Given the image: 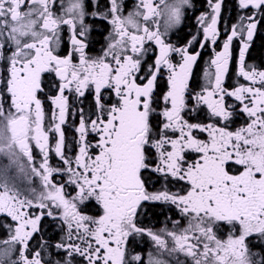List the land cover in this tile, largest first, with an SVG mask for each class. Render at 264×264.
I'll return each mask as SVG.
<instances>
[{
  "label": "snow or ice",
  "instance_id": "6c2138e0",
  "mask_svg": "<svg viewBox=\"0 0 264 264\" xmlns=\"http://www.w3.org/2000/svg\"><path fill=\"white\" fill-rule=\"evenodd\" d=\"M209 5L211 16L198 20L204 42L192 36L177 47L165 37L190 0H139L128 12L124 0H0V214L14 223L5 225L0 264H168L163 252L191 264H264V70L245 66L264 0H238L250 14L214 51V71H205L207 86L196 91L201 53L190 49L220 36L221 0ZM98 25L107 36L92 56ZM237 37L238 75L248 84L229 89ZM202 109L203 120L185 118ZM69 115L75 151L62 127ZM241 116L245 123L232 130ZM21 177L38 178L40 193L23 196ZM93 204L96 215L85 211ZM145 204L174 206L189 218L183 231H166L171 248L139 223ZM44 217L59 221L58 239L42 232ZM144 235L160 255L129 253L130 239ZM250 237L259 238L258 248L246 244Z\"/></svg>",
  "mask_w": 264,
  "mask_h": 264
},
{
  "label": "flooded vegetation",
  "instance_id": "af4514ba",
  "mask_svg": "<svg viewBox=\"0 0 264 264\" xmlns=\"http://www.w3.org/2000/svg\"><path fill=\"white\" fill-rule=\"evenodd\" d=\"M139 2V0H124L126 5V12L134 10L135 5ZM158 2V0H157ZM169 3L172 0H168ZM216 0H212V3H215ZM163 9V5H161ZM255 11V10H251ZM184 18L182 23L173 29H169L166 34V41L172 43L177 47H182L187 44V42L191 39L192 36H196L197 39L203 43V30L202 26L198 23L199 18L202 15L210 17L212 14V9L209 5V0H190V6H186L184 10ZM250 14V10H242L238 6V0H221V12L220 19L218 23V29L220 32V36L215 45L210 42L206 44V46L201 49L198 45H194L190 51H199L201 53L200 59L197 61V66L195 70L194 76V85L196 86V91H200L201 87L207 86V78L205 77V71L213 72L214 68L209 67V61L214 56V51H222L223 43L227 38V35L230 34L231 27L233 25H239L241 23L240 17L247 16ZM260 18V17H258ZM159 26L161 32H164L165 29V17H158ZM210 22V20L208 21ZM246 24L247 21L245 20ZM153 27L155 25H152ZM99 31L93 33L92 44L89 48V55L96 56L100 54V49L105 45V37L107 36L106 28L107 26H99ZM246 38V35H245ZM240 38L237 37L232 41L231 45V58L229 63V71L225 77L224 86L232 89L239 85H247L248 82L244 80L243 77L238 75L239 71V51L241 48ZM174 61H179V56H173ZM245 66L247 70L256 69V70H264V22L258 24L256 31L253 34L252 40L249 42V47L245 53ZM49 77L46 76L47 80ZM214 79V78H213ZM54 89L52 92L54 93ZM69 96V105L70 112L74 111L73 103V94L66 93ZM229 104L233 103L234 100L229 98L227 101ZM194 103V101L192 102ZM45 112L48 114L45 118V129L47 130L49 125V115L51 109V103L48 100L44 102ZM206 109H202L198 113L186 114L185 118L191 120L192 122H196L197 119L203 120L205 118ZM246 117L241 116L236 119V121L231 125V129L235 130L245 123ZM77 126L76 119L74 116L69 115L67 118V123L63 125V130L65 133V143L68 149L75 151V140L78 138V133L75 131ZM206 135V134H205ZM55 140H52V144L54 145ZM35 152V150H34ZM67 154L71 155L72 152L69 151ZM37 162H39V158H37ZM51 163L54 166H58L57 158L55 154H51ZM56 181L63 182L62 178L57 176L55 177ZM17 184L20 188V191L23 196L28 198H34L35 195L40 193L41 185L38 178L33 180L31 183L26 178L21 177ZM32 189H35V193H33ZM71 191V189H69ZM146 212L142 214L139 218V223L146 229H150L151 231L158 233L164 238L168 244V247L171 248L173 246V241L170 237L166 235V231H175L177 233L183 231L184 228L188 227L189 218L181 215L178 209L174 206L160 205V204H145ZM155 210V213L151 211V209ZM33 212L36 209H32ZM88 214L96 215L99 211L96 206L89 205L88 208L85 209ZM178 221V223H176ZM5 225H10L14 227V223L10 220V218L5 217L0 214V240L6 238L8 233V227ZM59 221H54L50 217H44L41 220V230L47 237H55L59 238L62 233L59 231ZM227 228L220 229L219 235L223 238L227 237ZM258 237H250L246 244L249 248L255 249L260 245L257 244ZM129 253H141L146 255L148 252H152L153 254L160 255L161 250H159L155 243L148 237L144 236H136L134 239H130V243L128 245ZM174 253L173 255H169L167 252H163L162 258L168 261V264H191L190 258L186 257L184 254ZM167 256L170 258L168 259Z\"/></svg>",
  "mask_w": 264,
  "mask_h": 264
},
{
  "label": "rangeland",
  "instance_id": "374dc122",
  "mask_svg": "<svg viewBox=\"0 0 264 264\" xmlns=\"http://www.w3.org/2000/svg\"><path fill=\"white\" fill-rule=\"evenodd\" d=\"M171 255H173V254H171ZM179 255H180V254L178 253V254H177V256H179ZM167 258L169 259L170 257H169V256H167Z\"/></svg>",
  "mask_w": 264,
  "mask_h": 264
},
{
  "label": "trees",
  "instance_id": "16d2710c",
  "mask_svg": "<svg viewBox=\"0 0 264 264\" xmlns=\"http://www.w3.org/2000/svg\"><path fill=\"white\" fill-rule=\"evenodd\" d=\"M151 211H152L153 213H155V210H154L153 208L151 209Z\"/></svg>",
  "mask_w": 264,
  "mask_h": 264
}]
</instances>
